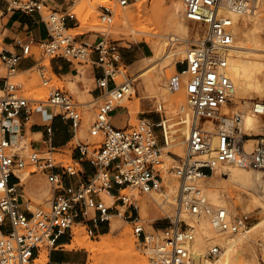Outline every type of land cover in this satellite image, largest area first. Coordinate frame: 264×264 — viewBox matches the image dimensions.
<instances>
[{"label":"built area","instance_id":"1","mask_svg":"<svg viewBox=\"0 0 264 264\" xmlns=\"http://www.w3.org/2000/svg\"><path fill=\"white\" fill-rule=\"evenodd\" d=\"M135 1L99 3L98 18L110 25L117 8ZM181 1L184 19L196 23L204 32L186 48L184 56L175 61V72L165 80L168 91L178 86L184 88L192 110L185 154L166 168L155 134V127L162 126L164 108L161 102L153 105V110L160 114L157 121L141 118L134 125L127 122L124 127L111 122L112 113L122 107L121 100L132 94L134 86L128 76L120 82L115 79L118 71L115 63L120 61V53L107 29L100 31L94 41L68 33V29L78 25V17L71 9L76 0H60V3L54 0H0V6L6 12L38 13L47 31L43 39L22 43L20 52L4 49L0 38V69L6 73L0 88V264H33L42 245L48 248L60 246V236L71 241L73 224L82 223L89 236H96L101 223L109 224L112 210L121 213L117 205L125 207L122 214L131 221L134 235L140 240L142 249L148 252V264L189 262L196 227L182 217L183 213L210 218L220 232L237 234L250 225L247 213L211 202L200 181L230 165L264 173V132L253 134L245 129L242 110H224L234 93V83L227 74V48L232 45L234 34L230 18L222 13L225 8L238 15L249 13L264 4V0ZM180 40L171 36L168 44L171 47ZM34 46L40 57H62L72 64L74 60L78 63L90 61L101 70L94 81L97 94L93 98L95 110L90 126L91 134H99L101 142L92 145L88 141H77L75 148L80 159L91 163L94 171L85 178L81 176L76 183H65L64 177L81 175L79 167L44 154L56 149L39 150L30 146L31 151L24 155L19 152L22 148L18 144L20 138L15 143L9 138L10 133L17 134L12 128L13 121H27L35 112L69 120L74 134L83 122L85 103L76 101L64 88L50 87L44 98L17 93L20 85L10 82L9 77L16 73L21 59L35 56ZM35 67L40 71L43 84H47L50 78L43 76L41 60L36 58ZM249 110L252 114L264 115V100L252 101ZM47 131H51L49 124ZM22 172L45 176L51 187V197L45 208L27 207L26 210L22 207L23 194L19 189L24 182ZM166 173L178 181L175 212L167 216L169 220L164 227L152 228L151 232L135 214L138 205L134 194L122 190L147 194L159 191L168 181ZM103 192L115 196L109 205L99 196ZM89 207L93 208L92 214ZM222 251L223 247L214 243L207 248L205 256L215 259ZM260 259L264 264V255Z\"/></svg>","mask_w":264,"mask_h":264},{"label":"rangeland","instance_id":"2","mask_svg":"<svg viewBox=\"0 0 264 264\" xmlns=\"http://www.w3.org/2000/svg\"><path fill=\"white\" fill-rule=\"evenodd\" d=\"M105 1L106 0H83V1L76 0L75 4L72 6L71 9L75 11L78 17V25L74 26L77 27V29H68V33L72 35H76L79 39L94 41L99 35L100 31L106 28L107 32L109 33V36L112 39H114V42L117 44V48L119 49V51L121 52L127 51V53L129 51L128 44L133 42L146 43L148 47V51L145 55H136L135 57H133L131 61H126L123 57H121L120 61L115 63L118 66V69H125L127 76L133 80V86L136 90L135 96L138 97V106H139L137 112L128 114L126 111L127 109L126 106L121 101L122 107L119 108L120 116L123 118V124L121 127H124L127 124V122H129L131 125H134L141 118H148L151 121H157L160 118V114L153 110V105L157 102H161L164 108L163 114H161L163 116V123L162 126L155 127V134L159 142V145L161 146L162 144H165L168 141V138L173 134L178 137V139H175L170 143V144L174 143L175 146L171 148H170L171 145L164 146L163 152L166 151V153H168L172 157H166L164 154H161L162 164L165 165L166 168H169L178 157H181L185 154L186 143L183 142V140L186 139L187 129L191 120L192 110L190 107V113L186 115V117L174 111V105H169L167 98L168 96L174 94V92H176V89L174 91L169 92L165 87L164 81L175 72V69L173 67L174 60L172 59L177 60L179 58H182L184 56V52L186 48L191 43H195L196 40L202 36L204 32L203 28L197 26L196 23L191 21H186L185 19L184 20L186 21L190 29L187 34L181 33L176 28H174V26H172V22L170 19V5L173 0H136L131 5L126 6V8H128L127 11L129 13L128 24H130V26L129 25L127 26L128 29L124 26V24H122L119 21L120 20L119 14L124 10V7L117 8L113 18V22L110 25H105L98 18L99 11L97 7L99 3ZM79 4L80 6H78ZM80 7H82V10H80L81 9ZM260 9L263 10V15L257 18L255 15L252 14V11H249V14L253 17H248L246 13L242 15H238V17L240 19L241 24H243L249 31V35H250L249 42L251 43V46L262 49V50H258L257 52L261 53V57L264 61V4L257 6L254 10L258 12ZM81 14L85 16V17L83 16L85 18V19L83 18L84 20L81 19L82 21H84V23H81L80 20ZM237 23H239V20H237ZM113 25H117L119 28H122L123 32L113 31L112 30ZM141 28L144 31H139V29ZM133 29L135 30L132 31ZM146 29L148 31H146ZM154 31L156 32L154 33ZM195 32L197 33L195 34ZM252 32L255 35H253ZM169 33H176L177 35L187 40L181 39L176 44L170 47L168 44V39L167 38L165 39V36ZM254 38L256 39V41ZM156 41H160L162 45L164 44V46H162L163 49L162 53L167 52L168 47L173 48L170 50L172 52V55L168 61H163L159 59L155 63V64L158 63V65L153 70L147 72L144 76H139L138 72L150 66L151 64V61L148 60V58L153 57L152 47ZM33 50L35 52V58L41 60V63L44 64L45 68L43 70L44 73L43 76L50 78V81L47 84H43L42 76L40 75V71L38 70L37 67H34L24 73H15L14 75H11L9 77V80L10 82L19 84L20 89L17 91V93L27 97L44 98L47 95V92L50 89V87H61L68 90L76 101L85 103L84 106L82 107L83 108L82 125L77 130V133L72 139V141L65 147L52 150V153H47V152L44 153L46 155L49 154L52 155V157H55L57 160L62 159L64 162H68L74 165L75 167H79L78 164L74 160L72 161L71 159L72 147L76 145L77 141H88L92 145H99L101 142V136L99 134H91L90 132V126L94 117V110H95V102L93 101V98L90 95H88L86 92L78 93L77 91H75L74 84L68 82L71 79L77 80L80 77L86 78V74L91 67V63L90 61H86V62L83 61L82 63H78L76 60H74V64L72 66L73 69L72 73L58 78L51 71L49 65V59L47 57H40L39 50L37 47L34 46ZM181 50H183V52ZM132 52L134 53V51ZM171 65L173 66L171 67ZM75 68L77 69V72ZM5 74H6L5 70L0 69V75L4 76ZM149 74L158 75L159 78L158 87H154V85L148 83L150 76ZM125 78L126 77L122 78V76L118 74V71H116V75H115L116 80L121 79L122 81ZM87 86L89 87L90 84H88ZM182 90L184 91L183 87ZM0 95H2V92H0ZM135 96L134 93H132L130 96H126L127 103H134L136 101ZM233 98L232 101L228 104V106L225 107L224 109L225 111L232 112L235 110H242L245 113H252L249 110L251 106V102L255 100H264V93H258V92L256 93V91L254 90L244 93L243 100L244 101L247 100V102L246 101L242 102L240 98L238 99H233ZM167 111L169 115L167 114ZM180 115L184 118V120L181 124H178L177 118L180 117ZM256 116L258 119L256 124L257 126H255L252 129H248L253 134L264 132V115H256ZM185 125H187V127H185ZM209 125L211 124L209 123ZM242 125L245 128L244 121L242 122ZM19 145H21L22 147L19 149L20 153L27 155L31 151L29 140L26 139L25 141L24 138H22L19 141ZM23 173L24 175L27 174V172H22L21 175H23ZM213 173L219 174L218 172H213ZM37 175L40 174L37 173ZM166 177L167 179L169 178V180L171 179L173 182L175 181L178 186V181L175 177L171 176V174L168 173H166ZM42 180L49 186V183L44 177ZM42 180L39 181L38 185L41 184ZM200 185L205 188V191L208 194L207 197L211 202L216 204H225L228 207H230L233 211L239 213H247L250 216L251 221H250V225L246 229L250 228V226H252L254 222L264 218L263 205L262 206L255 205L253 202L250 201V197H251L250 189L236 186L233 184L228 185L225 188L218 187L216 191L217 198H212L210 196V191H209V189L212 188V186L210 185L208 178L206 177L202 178L200 181ZM168 188L169 187L167 181V183L165 184V188L156 192H159L162 194V196H164V194L169 191ZM122 192H128V193L132 192L134 194V197L136 198L135 202L138 205V209L135 212V214L139 215L144 228L148 231L153 232L152 228L164 227L169 220L167 216L172 215L175 212V196L177 190L174 193L172 192L170 193V196L174 197L171 203L164 202L161 205L154 204V207L150 212L149 209H147V212L141 211L139 207V201L141 199L147 202H149V200L152 199V195L150 193L149 194L138 193L137 191H129L128 189H124L122 190ZM25 193L27 194V196H30L28 195L27 192ZM260 194H261L260 200L263 202L264 201L263 194L262 193ZM49 197L50 196H48V198ZM114 198L115 196L109 197L110 199L109 201H113ZM37 200L38 198L35 197H33V199L32 198L29 199V201L32 202V207H34V209L37 207H42V208L46 207L43 201L40 200L37 201ZM102 200L104 201L103 198ZM115 203L117 204L118 202ZM117 208L120 209L121 213L118 214L117 211L112 210L113 216H115L120 222L121 230L128 229L126 230L127 233L131 234L128 235L132 236L133 240L135 238L134 248L135 250H137L138 253H140L139 255H141V257L144 258L146 260V263L148 264V252L142 249L140 240L134 235L131 221L129 219H126L122 214V210L125 207L121 205H117ZM89 212L92 214L93 208L89 207ZM132 213L134 214V211ZM194 226L196 227V233L197 234L200 233V229L198 228L197 224H194ZM75 227H79L80 230H82L81 231L82 233H86L93 243H98L101 240L100 234H103L102 232H98L96 236H89L85 229V225H83L82 223H79V225L73 224L72 232L74 231ZM108 227L109 224H107V227L105 228L104 231L105 233L108 232ZM245 230H243L242 232H245ZM263 230L264 227H258L257 229L251 231L250 234L246 236L244 241L242 243L234 245L231 251L235 253L237 257L242 258L243 260H246L248 262H251L252 264H257V262L261 264L260 256L264 255ZM228 236L229 237L233 236L234 238H237L239 235L228 232H219L217 235V239H218L217 241L222 240L224 237H228ZM107 239L117 240L118 236L117 234L114 235L111 234L106 238V240ZM214 243L217 242H209V244H214ZM113 244L116 245V242ZM63 247L67 249L65 246ZM208 247L209 245L207 246V248ZM40 250H46L48 254V247H46L45 245H42L40 247ZM72 250H76V252L82 257V261L80 264H94L92 259L90 258L88 259L89 252H87L84 248L78 247V248H73ZM54 257H58V254L55 253ZM217 259L218 257L215 259L208 258V260H210L211 262H215ZM34 261L33 264H36L35 259Z\"/></svg>","mask_w":264,"mask_h":264},{"label":"bare ground","instance_id":"3","mask_svg":"<svg viewBox=\"0 0 264 264\" xmlns=\"http://www.w3.org/2000/svg\"><path fill=\"white\" fill-rule=\"evenodd\" d=\"M78 6H80V4ZM82 7H80L81 8L80 10H82ZM86 7H87V4H86ZM183 8H184V5L181 0H173L170 5V19L172 22V26H174V28H176L181 33L187 34L190 29H189L188 24L184 20V17H182ZM127 9L128 8L124 7V10L120 12L119 14V19H120L119 21L122 24H124L126 28L128 25L130 26V24H128L129 13ZM256 10L252 11V14L255 15L256 18L263 15V10L260 9L258 12H256ZM222 13L230 18L232 27H233V34H234L233 43L231 46L227 48V55H228L227 74L234 83V93H233L234 98L233 99L240 98L242 102H245V101L247 102V100L245 101L243 100L244 93L251 91V90L256 91V93L257 92L264 93V61L261 57V53L257 52L258 50H262V49L251 46V43L249 42V39H250L249 31L243 24H241L238 14L232 12L231 10L227 8L223 9ZM246 15L248 17H253L249 13H246ZM83 16L84 15L81 14L80 20L85 19L84 18L85 16L84 17ZM82 20H81V23H84V21ZM237 20H239V23H237ZM70 29H77V27H71ZM112 30L117 31V32L119 31L123 32V29L119 28L117 25H113ZM134 30L135 29H133L132 31ZM139 31H144V30H142L141 28L139 29ZM146 31L148 30L146 29ZM155 32L156 31H154V33ZM196 33L197 32H195V34ZM253 35L255 34L253 33ZM171 36H176L177 38L187 40L177 35L176 33L167 34L165 36V39L166 38L170 39ZM162 46H164V44L162 45L160 41H156L153 44V47H152L153 57L148 58V60L151 61V64L150 66L138 72L139 76H144L147 72L153 70L158 65V63L157 64L155 63L159 59L163 61L169 60V58L172 55V52L170 50L173 48L168 47L167 48L168 51L166 50L167 52L162 53V50H163ZM181 51L183 52V50ZM172 60H174L173 61L174 66L171 65V67L173 66L175 69L176 59H172ZM118 74L122 76V78L127 76L125 69H118ZM158 80H159L158 75H150L148 83L151 85H154V87H158ZM120 81L121 79L117 80V82H120ZM164 84H165V81H164ZM132 93H134V96H135V93H136L135 88L132 90ZM135 99L136 101L134 103H127L126 96L121 100L123 104L126 106L127 108L126 111L128 114L137 112V109L139 107L138 97H136ZM167 100H168L169 105H174V111H176V113H179L185 117L186 115L190 113V106L186 102L187 100L186 94L182 90V86H178L176 88V92L168 96ZM167 114H168V111H167ZM181 115L180 117L177 118L178 124H181L184 120V118ZM243 121H244L245 128L252 129L255 126H257L256 124H257L258 119L255 114L244 112ZM162 123H163V118H162ZM185 127H187V125H185ZM183 142H185V139L183 140ZM173 146H175L174 143H172L170 147H173ZM250 146H251V143L248 145V147L250 148ZM163 150H164V147L161 146V153L164 154L166 157H172L171 155L166 153V151L163 152ZM214 172H218L219 174L212 173V174L204 176L208 178V181L210 182V185L212 186V188L209 189L210 196L212 198H217L216 191L218 187L225 188L228 185L233 184L236 186L245 187L247 189H250L251 191L250 201L253 202L255 205H259V206L263 205L264 207V201L262 202L260 200L261 199L260 193L263 194V198H264V173L263 172L256 170V169H252L248 167H241L237 165H230L229 167L223 169L222 171H214ZM28 174H29L28 172L26 175H24V173L23 175H21L20 173L22 180H26ZM168 187H169L168 188L169 191L165 193L164 196H162L161 193L154 191L150 193L152 195V199L149 200V202L141 199L139 201L140 210L147 212V209H149V212H150L152 211L154 204L161 205L164 202L171 203L174 197H171L170 193L176 192L177 184L175 181L173 182L171 179L169 180L168 178ZM203 189L205 191L204 187ZM24 194L27 196L26 193ZM206 195L208 196L207 193ZM99 196L104 199L107 205L111 203V201H109L110 200L109 197H111L110 194L103 192V193H100ZM50 197L46 201H44L45 205L48 204ZM28 208L34 209L32 205H28ZM182 215L186 221L197 224L198 228L200 229V233L198 234L196 233L195 238L191 242V254H190L189 262L187 264H252L251 262H248L246 260H243L242 258L237 257L235 253H233L231 250L233 249L234 245L242 243L244 239L246 238V236H248L251 231L257 229L258 227H264V218L254 222L252 226H250V228L245 230V232L241 231L242 233L241 232L240 234L237 233L239 235L237 238H234L233 236L232 237L228 236V237H224L222 240L217 241L218 240L217 235L220 231L216 229L213 221L210 218L206 216H200L199 218L198 216L187 215L186 213H183ZM76 225H79V223ZM126 230L125 229L121 230L120 222L112 214L110 217V221H109L108 232L107 233L104 232L103 234H100L101 240L98 243H93L86 233H82L81 232L82 230H80L79 227H75L73 234H72L71 241H69L68 243H65L64 246L67 249H73V248H78V247L84 248L87 252H89L88 259L89 258L92 259L94 264H147L146 260L142 258L141 255H139L140 253H138L137 250H135L134 248L135 238L133 240L132 239L133 237L129 236L131 234L127 233ZM111 234L113 235L117 234L118 239L117 240H112V239L106 240V238ZM115 242H116V245L113 244ZM209 242H217L221 247H223V251L218 256V259L215 262H211L205 256L207 246L211 245L209 244ZM47 259H48L47 251L40 250L38 257L35 259L36 264H46ZM257 264L259 263L257 262Z\"/></svg>","mask_w":264,"mask_h":264},{"label":"crops","instance_id":"4","mask_svg":"<svg viewBox=\"0 0 264 264\" xmlns=\"http://www.w3.org/2000/svg\"><path fill=\"white\" fill-rule=\"evenodd\" d=\"M55 3H60V0H54ZM69 26L72 24L69 23ZM47 31L44 23L40 20L38 13H26L21 11H9L3 10V6H0V38L1 44L4 49L11 52H20V45L29 39L39 40L45 38ZM129 51H119L120 58L123 57L126 61H131L136 55H145L148 51L146 43L133 42L128 44ZM134 51V53L132 52ZM94 57V54H93ZM36 58L27 57L21 59L16 73H24L35 67ZM49 65L51 71L59 78L72 73L73 64L67 59L62 57H53L49 59ZM45 68V67H44ZM77 72V71H76ZM101 73L98 66L91 63V67L86 74V78L80 77L79 79H71L68 83H73L75 91L78 93L86 92L92 98H95L97 94V89L95 88V77ZM5 76V75H4ZM0 75V88L4 85L5 77ZM90 84L88 87L87 85ZM111 122L117 126L121 127L123 124V118L120 116V111L117 109L111 115ZM51 126V131H47V125ZM12 128L17 131V134L10 133L9 138L11 142L22 138L26 141L29 140V145L35 149L46 150L50 148L58 149L67 146L74 136V130L69 120L61 118L59 115H44L42 116L38 112L33 113L27 121L15 120L12 123ZM178 139L174 134L168 138V141L161 146L171 145L170 143ZM171 148V147H170ZM72 158L74 161L78 162L79 169L81 170V175L73 176L72 178L64 177L65 183H76L79 178H85L91 175L94 171L93 166L85 159H80V154L75 146L72 147ZM34 173L32 175L28 174L26 180H23L22 187V207L27 210L28 205H32L29 201L33 197L38 198L40 201H46L48 196H51V187L42 180L45 176L41 173ZM46 179V178H45ZM41 184L38 185L39 181ZM27 192L26 196L24 193ZM32 196V197H31ZM41 198V199H39ZM37 200V201H38ZM106 223H101L98 228L99 232L104 233ZM69 239L66 236H60L58 239V245L56 247L48 248L47 263H68V264H80L82 257L76 252V250L65 249L63 246L68 243ZM40 252V249H38ZM57 253L58 257H54ZM39 253L35 255L37 258ZM35 258V259H36Z\"/></svg>","mask_w":264,"mask_h":264}]
</instances>
